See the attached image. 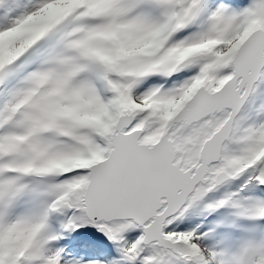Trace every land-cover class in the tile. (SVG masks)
Instances as JSON below:
<instances>
[{"label":"snow or ice","instance_id":"snow-or-ice-1","mask_svg":"<svg viewBox=\"0 0 264 264\" xmlns=\"http://www.w3.org/2000/svg\"><path fill=\"white\" fill-rule=\"evenodd\" d=\"M0 264H264V0H0Z\"/></svg>","mask_w":264,"mask_h":264}]
</instances>
